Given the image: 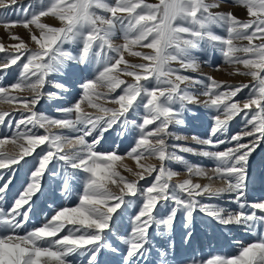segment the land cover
Returning <instances> with one entry per match:
<instances>
[{
    "label": "snow or ice",
    "instance_id": "1",
    "mask_svg": "<svg viewBox=\"0 0 264 264\" xmlns=\"http://www.w3.org/2000/svg\"><path fill=\"white\" fill-rule=\"evenodd\" d=\"M222 2L0 0V24L14 41L0 43V77H6L12 66L18 70L14 82L0 83V102L19 105L15 112L0 111V126L5 130L0 132V146L10 141L17 149L0 151V264H264V198L250 195L258 179L264 183V156L253 155L264 146V0H234L246 9L248 19L216 11ZM10 13L17 18H7ZM45 17H54L60 26L42 22ZM15 27L27 29L30 40L11 33ZM214 27L226 35L217 34ZM118 33L123 43L116 45L113 40ZM236 40L248 43L238 46ZM66 44L78 47L73 51L65 49ZM213 50H219L227 63L241 65L243 70L236 68V72L251 77V86L181 74L199 70L196 52L211 55ZM125 54L143 62L130 63ZM174 63L178 67H172ZM70 65L95 66L91 77L79 84V99L70 107L57 108L59 118L36 111L45 97L58 99L70 92L68 84L49 79L63 75ZM121 76L130 77L131 82ZM46 84L58 92H45ZM117 89V95H109ZM244 89L248 92L235 100ZM13 91H27L31 96L13 95ZM102 97L116 107L95 102ZM82 105L96 109L97 114ZM189 105L212 113L207 138L191 136L196 145L207 147L170 142L189 139L170 130L185 125V111L195 115ZM237 116L240 130L229 134L230 122ZM113 133L121 139L132 138L127 152L120 153L118 144L105 149ZM177 150L207 158L214 166L190 164ZM26 157H33L34 167L6 209L13 178L21 161L27 163ZM125 157L136 162L139 170L122 165L135 179L117 170ZM150 158L158 165L147 163ZM172 162L185 165L187 179L173 182L179 173L170 167ZM58 166L62 173L57 172ZM46 173L61 175L65 192L70 191V181L82 179L83 192L75 206L57 208L43 224L28 226L30 214H35L33 197L44 195ZM193 176L219 180L224 186L194 183ZM147 177L152 182L141 185ZM225 196L235 211L203 202ZM131 197L139 200L126 199ZM135 203L138 211L128 217L125 234L118 226ZM197 212L229 231L243 229L259 238L240 244L235 255H214L206 262L181 255L175 242L168 240L155 250L154 260L153 225L159 235L171 236L179 213L187 243Z\"/></svg>",
    "mask_w": 264,
    "mask_h": 264
},
{
    "label": "rangeland",
    "instance_id": "2",
    "mask_svg": "<svg viewBox=\"0 0 264 264\" xmlns=\"http://www.w3.org/2000/svg\"><path fill=\"white\" fill-rule=\"evenodd\" d=\"M21 3H26L27 0H20ZM149 2H156V0H149ZM216 11H224L228 12L231 11L234 15H236L240 19H248L246 9L234 2V0H223L221 7L216 9ZM3 13V10H0V14ZM9 19H16L17 16L14 13H10L7 17ZM42 22L47 23L51 26H60L59 21L56 20L54 17H45L42 18ZM217 34L225 36L226 33L223 29L214 27L213 29ZM11 33L18 35L21 37L25 42L30 40V34L27 29L23 27H15L12 28ZM33 31L38 33V29L33 27ZM9 30L4 27L3 24H0V43H4L8 45L10 43H14V41L9 40ZM113 43L118 45L123 43V39L118 33L117 36L114 38ZM235 44L238 46L247 45V41L244 40H236L234 41ZM255 43H260V41H255ZM30 47H35L34 44H30ZM65 49L72 48L73 51L76 50L78 46H71L65 45ZM136 51H149L147 49L136 48ZM3 54L0 53V56ZM196 57L200 63L199 70L197 72H182L181 74L192 75L194 77H204V76H211L217 81L224 82L226 84L237 85V84H251L253 83L252 78L248 76L239 75L236 72V68L243 67L241 65H233L229 64L224 60L222 53L219 50H213L211 55L202 52H196ZM238 55H243L242 53H238ZM125 59H127L130 63H141L143 62L141 58L129 56L125 54ZM207 60L208 63H204ZM217 66H219V70H217ZM172 67H178L177 64H173ZM70 70H66L63 75L60 74H53L49 79H52L57 82L66 83L69 85L70 92L63 94L62 98H54L49 100L47 97L41 100L39 104L36 105V111L44 113L48 116L52 117H61L62 114L57 112V108H65L70 107L73 105L78 99L80 95V88L79 84L81 81L89 79L93 72L95 71L94 65L88 66H80L74 67L69 66ZM8 75L6 77H0V83L10 84L15 81L16 76L18 74V70L16 66H12V68L7 70ZM122 79L128 80L131 82L130 77L121 76ZM183 87V85H182ZM196 91H201V88H196ZM45 92H53L56 93L58 90L53 88L51 85H45ZM101 92L107 93L106 88L99 89ZM120 92L119 89L116 90L115 93H110L109 95H117ZM248 92V89H244V91L235 97V100H241L242 97ZM13 95L25 96L30 97V92H16L13 91ZM206 99V97H201V100ZM95 100V98H94ZM95 102L102 104L105 107H116L115 104L108 102L106 98H100L99 100H95ZM16 103L9 104L7 102H0V111H10L15 112V109L18 107ZM86 111L92 112L97 114L96 109L88 108L87 105H82ZM189 108L195 112V115L190 114L189 112L185 111L184 119L185 125L184 126H172L170 128L171 131H175L177 134H182L189 137L188 140L185 141H170L171 143L176 144H183L185 146L193 147V148H201L207 146H200L196 145L192 140L191 136L193 134L201 137L207 138L208 133L210 131V127L212 124L211 115L212 113L203 108L199 105H189ZM241 121L240 117L237 116L234 118L229 125V134L235 133L240 130ZM5 131L2 126H0V132ZM60 131L58 129H53V132ZM40 133L43 134L44 130L41 129ZM66 135H74L65 131ZM107 135V134H106ZM215 139V138H214ZM115 142V143H113ZM103 143V142H102ZM119 145V152L125 153L129 149L132 144V138H119L112 134L108 138L107 144L104 145L105 149L115 147V145ZM224 146L221 145L220 149L223 150ZM17 149L14 148L13 144L9 141L6 142L4 145L0 146V151H16ZM68 149H66L67 151ZM39 151V149H37ZM177 154L184 156L185 159L193 165L203 166L205 168H211L214 166V162L197 155H193L191 153H184L177 150ZM256 159H259L261 156H264V146L262 148L257 149V152L253 154ZM27 163L25 164L24 161H21L20 166L17 168L15 176L13 178L12 185L10 186L8 197L5 203V208L10 205L13 198H15L18 193L23 189L26 183L29 180V175L31 170L34 167L35 160L33 157H26ZM142 163L144 161H141ZM147 163L150 164H157L158 161L155 158H150ZM126 164L128 167L133 168V170H139L136 168V162L131 159L130 157H125L122 162H118L117 170L124 176L128 177L129 179H135L132 177L130 173H128L125 168L122 166ZM170 167L179 173V176L173 178V182L183 181L184 179L188 178V173L185 171V165L179 162H172ZM3 171V170H0ZM58 173H62V170L57 168ZM155 174H153L154 176ZM194 183H201L208 184L212 183L213 187L219 188L223 187L224 184L222 181L213 180L209 181L206 177H192ZM152 182V177H147L146 180L140 181L141 185L150 184ZM113 190H115L114 186ZM70 191L65 192L63 188V180L61 175H57L56 177H49L46 173L43 180L42 191L44 195H40L37 193L33 200L36 202V206L34 208V215L30 214V218L33 219L32 225L39 226L46 222L51 215L54 214L57 208L62 206L73 207L78 203V198L83 192V181L82 179L72 180L69 183ZM250 195L254 199L264 198V183H262L259 179L254 183L250 189ZM126 199H132L134 202L139 200V197H131ZM229 197L225 196L223 198H213L211 200H204L205 203H213L224 205L226 207L231 208L233 211L236 210V206L228 203ZM138 203H135L133 207L129 208L125 214V217L121 224L118 226L120 229L126 231L129 227L128 217L133 215L135 212L138 211ZM123 210V209H122ZM183 217L178 213L177 220L174 223L173 231L171 236H161L155 231V225H153V229H150V238L152 240L154 251H153V259H156V249H159L163 244H165L168 240H172L175 242L177 250L181 253V255L195 257L198 261H207L214 255H224V256H232L235 255L240 248V244H248L251 242L256 241L259 237L258 235H253L245 232L243 229H233L229 231L219 225H217L211 218L206 217L202 213H194L193 219V227L192 232L193 236L191 240L185 243L184 241V234L187 231L183 227ZM30 224V221H29ZM67 232V228H65L64 232H61L60 235H64ZM239 241L240 244H235Z\"/></svg>",
    "mask_w": 264,
    "mask_h": 264
},
{
    "label": "bare ground",
    "instance_id": "3",
    "mask_svg": "<svg viewBox=\"0 0 264 264\" xmlns=\"http://www.w3.org/2000/svg\"><path fill=\"white\" fill-rule=\"evenodd\" d=\"M32 222H33V219L30 218V224L28 226H32ZM21 232H23V230H21ZM235 244H240L239 241H237Z\"/></svg>",
    "mask_w": 264,
    "mask_h": 264
}]
</instances>
